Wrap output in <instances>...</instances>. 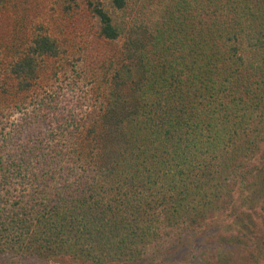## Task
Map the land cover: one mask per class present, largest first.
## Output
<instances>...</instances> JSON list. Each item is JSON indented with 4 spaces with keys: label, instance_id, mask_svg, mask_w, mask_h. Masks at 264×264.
Segmentation results:
<instances>
[{
    "label": "trees",
    "instance_id": "1",
    "mask_svg": "<svg viewBox=\"0 0 264 264\" xmlns=\"http://www.w3.org/2000/svg\"><path fill=\"white\" fill-rule=\"evenodd\" d=\"M39 3L0 0V264H264V0Z\"/></svg>",
    "mask_w": 264,
    "mask_h": 264
},
{
    "label": "rangeland",
    "instance_id": "2",
    "mask_svg": "<svg viewBox=\"0 0 264 264\" xmlns=\"http://www.w3.org/2000/svg\"><path fill=\"white\" fill-rule=\"evenodd\" d=\"M40 1L39 5H43L46 4L43 8L44 10H50V5L52 4V0H38V2ZM42 2V3H41ZM147 2H149V0H137V4L135 5V7L132 10V12L129 14V16H143V8H141L140 6H142V4H146ZM149 6V5H148ZM33 10L36 11V7L33 8ZM129 12V11H128ZM30 13V12H29ZM33 14V13H31ZM26 17V16H25ZM27 18V17H26ZM71 92L69 91L68 94H67V97L70 96ZM16 117V116H15ZM184 244L179 246L175 253H174V256L173 258L176 259V260H181V261H184V260H190L191 262L193 263H197V255H198V252L204 247V246H207L208 244L204 241V239L202 238H196L194 241H185L183 242ZM235 253V251H234ZM8 259V262L10 264H31L33 263L32 260H29V259H23V260H20V259H16V258H10V257H7Z\"/></svg>",
    "mask_w": 264,
    "mask_h": 264
}]
</instances>
